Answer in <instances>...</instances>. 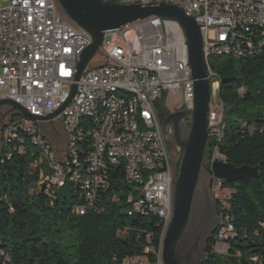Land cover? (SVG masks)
<instances>
[{
	"label": "built area",
	"instance_id": "built-area-1",
	"mask_svg": "<svg viewBox=\"0 0 264 264\" xmlns=\"http://www.w3.org/2000/svg\"><path fill=\"white\" fill-rule=\"evenodd\" d=\"M106 1L143 6L167 3L196 20L212 86L209 135L221 141L226 123L218 96L222 78L215 61L264 55V0ZM92 44V36L65 16L58 0H0V101H15L38 117L53 114L69 101L78 65ZM98 53L103 60L95 61ZM243 92L242 87L239 93ZM166 96L178 97L181 110L193 111L195 80L188 43L178 21L151 17L105 32L77 82L74 98L58 118L42 122L15 112L1 133V142L9 150L7 158L13 152L24 155L27 143L37 150L31 169L39 171V181L33 192L51 196L66 184L78 189L82 203L74 208L75 215L100 213L104 199H109L125 202L129 217L163 221L159 252L148 234L143 255L120 264H144L142 260L149 262L152 253L157 264L162 263V240L173 218L177 179L160 118ZM58 123L63 127L60 135ZM45 124L55 131L56 141L45 134ZM216 161H227L218 150L209 162L205 160L206 167ZM120 173L121 185L110 196ZM212 180L211 195L221 213L212 253L228 256L230 241L237 236L227 213L231 194L221 198L218 190L225 189L224 181ZM128 232L122 229L119 236L125 238ZM255 235L264 249V222ZM0 264H12L3 248ZM249 264H264V253L252 255Z\"/></svg>",
	"mask_w": 264,
	"mask_h": 264
},
{
	"label": "trees",
	"instance_id": "trees-1",
	"mask_svg": "<svg viewBox=\"0 0 264 264\" xmlns=\"http://www.w3.org/2000/svg\"><path fill=\"white\" fill-rule=\"evenodd\" d=\"M215 70L222 81L227 80L218 94L226 127L221 141L209 137L205 160L209 162L218 150L233 166L258 167L259 171L248 182H224V188L233 191L227 213L237 236L230 241L229 255L220 256L212 253L215 232L203 264H249L252 255L264 253L255 235L264 222V55L220 57ZM242 87L244 92L239 93ZM159 110L169 113L163 104ZM0 148V248L11 255L12 264H120L128 257L143 255L148 234L159 252L163 231L159 218L129 217L125 202L109 199H104L100 213L75 215L73 210L82 201L73 185L66 184L51 196L33 192L39 171L31 169L37 150L30 143L24 155L13 152L10 158L3 142ZM122 178V173L117 175L110 196ZM125 228L129 232L120 237L119 231ZM148 259L158 263L156 254H149Z\"/></svg>",
	"mask_w": 264,
	"mask_h": 264
},
{
	"label": "water",
	"instance_id": "water-1",
	"mask_svg": "<svg viewBox=\"0 0 264 264\" xmlns=\"http://www.w3.org/2000/svg\"><path fill=\"white\" fill-rule=\"evenodd\" d=\"M65 16L88 32L93 44L84 52L72 86L69 101L59 110L46 117H38L27 112L20 104L12 100L0 101V109L9 107L3 117L18 112L21 115L42 122L58 118L77 91L80 81L90 59L102 45L105 32L128 26L151 17L178 21L187 38L189 64L195 80V99L192 112L179 110L169 115L163 122V131L169 122L174 123L175 139L183 149L180 168L175 181L173 218L162 240L163 264H203L206 257V239L199 234L195 223H190L195 191L202 171L212 178L227 183L248 182L257 177L259 168L235 167L226 162L216 161L206 167L205 154L209 140L210 104L212 86L203 53V37L200 25L188 16L180 7L167 3L157 6L123 5L106 0H58ZM109 40V37H107ZM227 80H223L222 84ZM191 118V126L186 140H182L179 130L180 121ZM199 232V233H198Z\"/></svg>",
	"mask_w": 264,
	"mask_h": 264
},
{
	"label": "flooded vegetation",
	"instance_id": "flooded-vegetation-1",
	"mask_svg": "<svg viewBox=\"0 0 264 264\" xmlns=\"http://www.w3.org/2000/svg\"><path fill=\"white\" fill-rule=\"evenodd\" d=\"M9 109L10 108L7 106L0 109V138L4 126L11 119L12 114L3 117V115L9 111ZM176 112L177 111H175L174 113ZM171 114H172L171 112L160 113L162 124L166 120V118ZM179 130L182 140H186L190 130V126L187 120L180 121ZM164 133L166 135L167 140L169 142L170 140H173L177 144L179 151L183 152V149L176 142L175 127L173 122H169L167 124ZM53 140L55 141L57 140L55 135H53ZM180 162L181 159L179 158L177 160H172L175 174H177L180 168ZM212 183H213L212 177L208 175L206 172L202 171L195 191L192 210H191V219L189 223L191 225V223L194 222L195 226L198 227V230L200 232L198 233L202 236V238L206 239L205 253L210 239L213 237L214 233L216 232L221 222L220 210L218 208L216 201L213 199L211 195Z\"/></svg>",
	"mask_w": 264,
	"mask_h": 264
},
{
	"label": "rangeland",
	"instance_id": "rangeland-1",
	"mask_svg": "<svg viewBox=\"0 0 264 264\" xmlns=\"http://www.w3.org/2000/svg\"><path fill=\"white\" fill-rule=\"evenodd\" d=\"M128 39L131 40V41H134V37H132L131 35L128 36ZM103 59L104 58H103V55L101 53H98L96 55V57H95V61L96 60H103ZM95 61L92 62V64L89 67V70H92L94 68L93 64L95 63ZM163 106H164L165 110H168V112H171V113H174L175 111L181 110L180 105H179L178 97L169 98L168 96H166L163 99ZM186 120H187V122L189 123V126H190L191 122H192L191 118H187ZM43 127H45V134L53 139V132L51 131V129L47 128L46 126H43ZM56 132L59 135L63 134V127L61 126L60 123H58L57 126H56ZM0 140H1V138H0ZM168 146H169L170 151H171L172 160H177L178 158L181 159V157L183 155V152L179 151V148H178L177 144L173 140H170V142L168 141ZM0 147H1V141H0ZM232 192L233 191L230 190V189L218 190V193H219L221 198H224V196H228ZM142 261L144 262V264H151L148 261H144V260H142Z\"/></svg>",
	"mask_w": 264,
	"mask_h": 264
},
{
	"label": "crops",
	"instance_id": "crops-1",
	"mask_svg": "<svg viewBox=\"0 0 264 264\" xmlns=\"http://www.w3.org/2000/svg\"><path fill=\"white\" fill-rule=\"evenodd\" d=\"M44 126H46L47 128H49V126L47 124H45ZM44 130H45V127H43ZM53 132V135H55V131H52Z\"/></svg>",
	"mask_w": 264,
	"mask_h": 264
},
{
	"label": "bare ground",
	"instance_id": "bare-ground-1",
	"mask_svg": "<svg viewBox=\"0 0 264 264\" xmlns=\"http://www.w3.org/2000/svg\"><path fill=\"white\" fill-rule=\"evenodd\" d=\"M191 126V125H190ZM160 264H163V263H160Z\"/></svg>",
	"mask_w": 264,
	"mask_h": 264
}]
</instances>
